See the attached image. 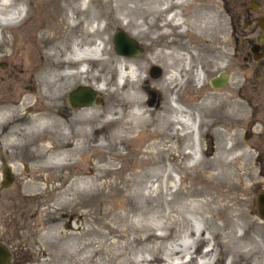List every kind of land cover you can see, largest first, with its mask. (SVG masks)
Instances as JSON below:
<instances>
[{"label": "rangeland", "instance_id": "1", "mask_svg": "<svg viewBox=\"0 0 264 264\" xmlns=\"http://www.w3.org/2000/svg\"><path fill=\"white\" fill-rule=\"evenodd\" d=\"M249 1L261 3L260 10L264 9V0H188L186 4L171 6L162 17L155 18L151 12L156 9L155 0L87 1L88 10L100 14L96 21L103 28L100 36L107 42V53L101 57L107 58L115 68L123 61L142 67L141 80L136 86L141 99L139 109L144 112L145 120L131 118L133 104L117 106L131 88L130 83L123 84L120 80L123 85H116V71L107 72L102 66L99 71L100 64L94 61L89 65V76L107 78L106 87L112 93L88 87L94 92L88 107H98L105 113L116 111V114L104 115L106 119L119 120L95 131L85 128L86 136L79 139L82 146L79 154L72 155L63 165L40 171L31 169L39 164L31 158L34 155L30 151L31 144L5 149L0 142V182L4 167H8L13 176L7 187L0 185V241L12 251L13 264H63L62 231L78 233L94 228L106 232L107 227L124 228L131 221L163 225L168 222L166 217L171 210L198 229L211 221L221 226V218L231 217L232 210L248 215L259 226V230L248 226V233L252 232L260 248L261 255L256 260L262 264L264 223L256 213L254 197L262 188L257 168L264 165V99L252 93L249 74L240 68L241 60L234 54V37L241 38L249 31L248 28L243 30ZM66 6V0H26L25 5L19 6L23 10L21 21L0 35L4 43L0 44V86L5 80H17L20 71L24 72V82L32 79V72H25L22 67L29 68L40 60L30 38L35 33L34 27L48 25L50 17L53 21L62 18L66 23V18L75 15L81 22V13L62 12ZM171 12H176L183 23L156 29L159 19ZM79 23L73 33H79ZM116 29L136 43L141 50L138 55L124 56L115 52L112 36ZM163 30V36L158 35ZM40 31L47 32L46 29ZM97 34L94 32L92 37ZM5 52L10 55L3 56ZM156 52L159 56L154 59ZM180 56L181 59H177ZM187 61L189 70L182 66V84L176 93L161 87L168 71ZM77 66L72 64L70 70ZM197 71L203 75V82L198 84L194 80ZM221 71L228 73V80L221 87H210L209 79ZM48 77L53 81L50 75ZM57 85L52 84L48 91L53 92ZM78 87L73 85L55 102L63 118L73 117L86 108L72 107L68 102V94ZM20 88L16 91L6 87L2 96L16 99L19 91L25 90L23 86ZM27 88L31 91L30 103L36 109L41 108L42 100L37 91L32 86ZM205 96L211 98L208 102L212 106L206 110L202 103ZM173 97L184 110L183 119H194L197 115L200 118L195 135L199 144L196 155H187L186 147L192 142L193 134H185L183 125L161 124L163 110L172 114L169 104ZM233 102L240 106H233ZM12 155L18 159L15 163L19 174L10 168L14 163ZM196 157L199 161L193 164ZM82 179L89 189L76 190V182ZM27 181L35 185V189L26 186ZM234 222H237L235 232L240 233L241 221L234 219ZM128 233L130 238L137 236ZM168 234L167 239L177 235L175 231ZM90 239L85 235L82 242ZM93 241L102 240L94 235ZM163 243L169 245L167 240ZM130 248L137 257L140 245ZM72 257L76 264L78 256Z\"/></svg>", "mask_w": 264, "mask_h": 264}, {"label": "bare ground", "instance_id": "2", "mask_svg": "<svg viewBox=\"0 0 264 264\" xmlns=\"http://www.w3.org/2000/svg\"><path fill=\"white\" fill-rule=\"evenodd\" d=\"M16 1L17 3L14 4L13 0H0V35L5 29L12 27L22 19L21 13L23 10L19 6L25 5L26 0ZM66 1L68 6L63 8L64 11L62 12L64 14L67 12L69 14L81 13L79 33H73L74 27L79 23L75 15L66 18V23L63 22L64 19L62 20V18L53 21L50 17L48 25L34 27L35 33L30 38L34 51H36L40 60L38 59V61L32 63L29 67L30 70L22 67L23 71L32 72V79L24 82V72L20 71L17 80H5L0 86V131L3 130L1 132V145L7 149L22 148L27 144H31L33 147L30 151L34 154L31 158L39 163L31 167L33 171H40L49 166L63 165L65 160L67 161L82 148L79 139L81 140L86 136L87 131L85 128L95 131L106 123L119 120L118 118H105L104 114L112 115L116 114V111L111 110L105 113L98 107H88V105L83 106L86 108L81 109L73 117L63 118L58 113L55 102L73 85L91 87L94 91L102 90L107 94L111 92L106 87L108 84L107 78L100 75L89 76V65L94 61L100 64L99 69L101 70L99 71H102V67H105L107 72L112 69L116 71V85L122 86L126 81L130 83L131 88L125 94L124 100L117 106H125L126 103H131L134 107V111L130 113L131 118L145 120L144 112L139 109L141 99L136 86V83L141 80L142 67L123 61L120 63L119 68L117 66L115 68L108 62L107 58L101 57L102 54L107 53L105 47L107 42L105 37L100 36L103 33V28L96 21L100 14L88 10L86 4L88 0H78L77 4L75 0ZM186 1L188 0H155L157 6L151 12L155 14V18L162 17L164 15L162 13L169 10L171 6L186 4ZM67 7L68 9H66ZM178 16L176 12L168 13L162 20L159 19L156 29L161 30L168 25L171 27L180 26L183 20ZM40 29H46L47 32H41ZM98 29L100 30L98 31ZM96 31L99 34L93 38V33ZM164 33L163 30L158 35ZM0 44L4 43L0 41ZM6 55H10V52L3 54V56ZM21 55H23V50ZM158 56L159 53L156 52L153 58H158ZM163 56H168V54ZM163 56L160 55L161 58ZM177 59H181V56ZM72 64H78L73 71L70 70ZM182 66L189 70L188 61L179 65L178 68L169 70V74L162 81L161 87L167 88L169 91L174 90V93H176L182 84L180 79ZM49 75L53 78V81L48 79ZM35 76H37V80ZM120 80L123 84L119 83ZM194 80L197 84L203 82L201 72H194ZM99 83H101V86ZM52 84L58 85L53 92H49L48 89ZM21 86L25 90L19 91L18 98L2 96L4 88L13 87L17 91L21 89ZM30 86L37 91L36 93L39 94L42 100V106L39 109H36L35 105L31 104L28 99L31 91L27 87ZM209 99L211 98L208 96L203 99V109L205 110L212 107L208 102ZM176 100V97L171 98V101H174L175 104L173 102L169 104L172 114H167L166 109L163 110L161 124L163 126L172 123L176 126L183 125L185 134L189 136L193 134L192 142L188 143L186 147L188 149L187 155H196L199 152L196 134L200 118L197 115L194 119H183V117H186L182 113L184 110ZM232 105L240 106L235 102ZM79 107L77 106V108ZM10 158L14 162L10 165V168L19 174V167L15 163L18 160L17 157L12 155ZM198 161V158L195 159L193 164H197ZM25 184L35 189V185L31 182L27 181ZM80 188L82 190L88 188L86 181L83 179L76 182L75 189L79 190ZM170 213L166 217L168 222L163 225L142 224L131 221L124 228H121V226L107 227L106 232H98L94 228H85L84 231L78 233L62 231L63 264H74L73 255L78 256L75 260L76 264H258L259 261L256 259L261 255V251L253 240L252 232L248 233V226H251L253 230H259V226L254 224L252 218L250 219L248 215L232 210L231 217L221 218V226H216L211 221L206 222L203 228L198 229L187 218L175 214V210H171ZM163 218L165 219V216ZM234 219L241 221L238 224L241 229L240 233H236L234 230L237 223L234 222ZM169 231L176 232L175 238L167 239ZM128 232L135 233L137 236L130 238ZM85 235H88L91 239L82 242V237ZM94 235L100 237L102 241H93ZM166 240L169 245L163 243ZM262 240L264 242V238ZM134 244L140 245L137 250L139 253L137 257L133 255L130 248ZM80 254L81 257H79ZM95 255L98 260L93 257ZM260 263L264 264L263 257Z\"/></svg>", "mask_w": 264, "mask_h": 264}, {"label": "flooded vegetation", "instance_id": "3", "mask_svg": "<svg viewBox=\"0 0 264 264\" xmlns=\"http://www.w3.org/2000/svg\"><path fill=\"white\" fill-rule=\"evenodd\" d=\"M261 3L249 1L244 16L243 33L241 38L234 37V54L239 60L240 68L249 74L250 89L260 100L264 99V30L260 29L255 19L264 12L260 10ZM257 29L258 32H254ZM257 172L261 177L262 188L256 195L264 190V165H259ZM255 195V196H256ZM255 198V197H254ZM7 246V245H6ZM8 247V246H7ZM10 250V249H9ZM10 264H13L14 255L10 250Z\"/></svg>", "mask_w": 264, "mask_h": 264}, {"label": "water", "instance_id": "4", "mask_svg": "<svg viewBox=\"0 0 264 264\" xmlns=\"http://www.w3.org/2000/svg\"><path fill=\"white\" fill-rule=\"evenodd\" d=\"M260 29L264 30V12L255 19ZM112 43L117 54L124 56L138 55L141 50L137 48L136 43L122 30L116 29L112 36ZM228 73L221 71L217 75L209 79L210 87H221L228 80ZM68 102L72 107L89 105L94 99V92L88 87H78L76 90L68 94ZM97 101V99L95 100ZM12 180L8 167L2 169L1 187H7ZM254 204L257 215L264 223V190L259 192L254 198ZM10 250L0 241V264H10Z\"/></svg>", "mask_w": 264, "mask_h": 264}]
</instances>
